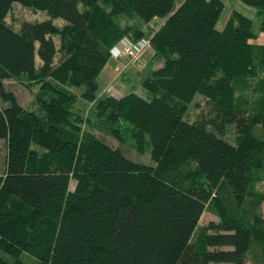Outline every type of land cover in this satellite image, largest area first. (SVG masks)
I'll return each instance as SVG.
<instances>
[{
	"label": "trees",
	"instance_id": "obj_1",
	"mask_svg": "<svg viewBox=\"0 0 264 264\" xmlns=\"http://www.w3.org/2000/svg\"><path fill=\"white\" fill-rule=\"evenodd\" d=\"M239 1L255 8L264 33V0ZM14 3L48 19L14 30L6 23ZM223 7L0 0V264H264V42L237 12L216 30ZM155 18L161 27L143 32ZM125 37L148 40L163 65L142 81L145 97L98 99L97 78ZM22 75L40 85L39 114L4 87ZM248 92L260 95L250 103ZM196 95L213 117L187 122ZM78 100L93 104L90 116L76 112ZM230 126L234 143L224 139ZM93 130L120 143L128 131L138 152L147 137L153 165L129 160ZM207 191L219 221L200 226Z\"/></svg>",
	"mask_w": 264,
	"mask_h": 264
},
{
	"label": "rangeland",
	"instance_id": "obj_2",
	"mask_svg": "<svg viewBox=\"0 0 264 264\" xmlns=\"http://www.w3.org/2000/svg\"><path fill=\"white\" fill-rule=\"evenodd\" d=\"M224 4V7L222 8V11L220 13V16L216 22L215 28L218 31L223 30L225 27L227 21L229 20L230 16L233 12H237L253 21V30L255 34L257 35L256 42H264V33L259 32L260 27V17L256 16L255 14V8L247 6L240 2L239 0H221ZM45 19H48V16L45 12L41 11H34L31 8L23 7L18 3H14L12 5V8L10 12L8 13L6 17V23L14 30H19L21 25L23 23L28 22H39L43 21ZM162 19L155 18L149 23V27L153 29H157L160 26V22ZM53 23L61 28L63 25H65V21L63 19H54ZM146 24H143V29H145ZM146 30V29H145ZM54 42L56 46L59 45V39L58 37H54ZM150 49L148 47L144 53ZM144 53L142 54V64L144 59ZM59 55L55 58V63L58 62ZM36 67L40 65V60L38 59L37 55L35 58ZM131 64V63H130ZM163 64V61H162ZM161 64V65H162ZM109 67L102 73L99 74L97 78V82L99 84L98 88V99H103L110 94V88L116 89L119 84H123V89H121V94L125 95L130 92L136 93L139 96L145 97V91L141 87L142 81L145 78L146 71L141 70V66L138 67L137 64H131V66L128 67L127 72H125V75H130V83H123L121 80V77L123 78V70L116 71L114 70V62L111 60L108 62ZM161 65L158 64V62H154L149 66V70H155L159 68ZM110 73L106 74V73ZM116 76L117 79L114 81V85H112L111 80L113 77ZM4 87L7 91L12 92L18 104L23 107L25 111L28 112H34L36 114H39V106L37 103V95L40 93V85L39 84H31L24 75H22L20 78H11L7 79L4 82ZM111 84V85H110ZM71 91L79 94L81 92V88H71ZM118 92V91H117ZM252 94V92H248V98L250 103H253L254 99L256 97L258 98L259 95ZM48 97V96H47ZM246 99V96L243 97ZM93 106L83 100H78L76 104V112L80 114L83 117L90 116V111ZM212 108L209 102L202 96L196 95L192 103L187 105L183 119L187 122H193L198 119H205L209 120L213 117L212 114ZM84 128H86V125H84ZM93 133L95 136H97L100 140L104 141L107 145L111 146L112 148H120L121 152L124 154L126 158L129 160L143 164L152 166L153 163L151 161V145L149 143L148 138L146 137V143L144 144V149L142 152H138L137 149L134 146V141L131 138L130 134H128V131L123 135L124 142L120 143L119 141L112 138L107 132L104 131H96L93 130ZM238 138L237 133L235 132V129L233 126L227 127L225 130V136L224 139L228 142L234 143V139ZM5 155H6V143L3 139H0V176L4 173V167H5ZM74 187V182L71 184V189ZM210 192V193H209ZM206 197H208V200L206 201V209L203 212L199 225L205 226L209 222L217 223L219 221V217L217 213L212 210L211 206H209L210 200L213 199L215 192L214 191H207ZM259 213L261 214L260 217L264 220V204H262L259 207ZM29 263H34V261L31 258H26ZM247 264H250V257L248 258Z\"/></svg>",
	"mask_w": 264,
	"mask_h": 264
},
{
	"label": "crops",
	"instance_id": "obj_3",
	"mask_svg": "<svg viewBox=\"0 0 264 264\" xmlns=\"http://www.w3.org/2000/svg\"><path fill=\"white\" fill-rule=\"evenodd\" d=\"M122 23L123 24H125V23H128V24H133V23H136V20L134 19L133 21H126L125 19L124 20H122ZM164 23V20L162 19L161 20V22H160V26L157 28V29H159L160 27H161V25ZM149 25V23L148 24H146L145 26V29H143V24H141L140 26V28L142 29V31L143 32H145V33H149V32H154V31H156L157 29H153V28H151V27H149L148 26ZM144 61H143V64H142V67H141V70L142 71H146L147 73L145 74V77H147L152 71H155V70H157V69H159L160 67H162V61H163V59H161L160 57H158V56H155V53H154V51L150 48V49H148L145 53H144ZM112 61V62H114V70H116V71H118L119 69V71H121L122 72V70H123V78L121 77V80H122V82L123 83H130V75H125L124 73L125 72H127V70H128V67L129 66H131V64L127 61V59H114V58H110L109 59V61ZM108 61V62H109ZM108 62H107V64H108ZM154 62H158V64L159 65H161L159 68H157V69H155V70H149V66H151V64L152 63H154ZM105 65V67L103 68V70L101 71V73L100 74H102L106 69H107V67H109V65ZM118 71V72H119ZM106 74H109L110 75V73H106ZM115 79H117V77L116 76H114L113 77V79L111 80V83H112V85H114L115 83H114V81H115ZM116 82V81H115ZM111 85V84H110ZM124 87H123V84L121 85V84H119L118 85V87H117V89H116V92H115V89H112V88H110V93H112V94H110L109 96H113V97H115V98H120V97H122V96H124L123 94H121L122 92H121V89H123ZM118 91V92H117ZM131 93V92H130ZM129 94V93H128ZM125 95H127V94H125ZM97 98H98V95H97ZM91 105H93L92 103H91Z\"/></svg>",
	"mask_w": 264,
	"mask_h": 264
},
{
	"label": "built area",
	"instance_id": "obj_4",
	"mask_svg": "<svg viewBox=\"0 0 264 264\" xmlns=\"http://www.w3.org/2000/svg\"><path fill=\"white\" fill-rule=\"evenodd\" d=\"M148 47H150L149 41L146 39L133 42L125 37L110 49V58L127 59L129 63L137 64L140 67L142 54Z\"/></svg>",
	"mask_w": 264,
	"mask_h": 264
}]
</instances>
